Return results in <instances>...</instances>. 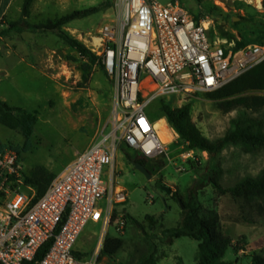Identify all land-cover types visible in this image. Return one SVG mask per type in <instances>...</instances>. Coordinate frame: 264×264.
<instances>
[{
	"label": "rangeland",
	"instance_id": "374dc122",
	"mask_svg": "<svg viewBox=\"0 0 264 264\" xmlns=\"http://www.w3.org/2000/svg\"><path fill=\"white\" fill-rule=\"evenodd\" d=\"M156 1L161 4L177 1L194 16L211 19L212 41L220 38L236 44L264 43V3L262 9L258 0ZM115 3L116 0H51L46 8L39 0L28 18L23 19L22 12H11L0 21V95L5 93V103L11 108L32 114L37 119L29 141L21 131L0 123V147L17 153L25 180L40 169L58 175L75 160L77 151L86 150L102 134H108L114 100L113 81L98 61L91 64L56 35L35 31L34 27L55 22L75 11L100 7L97 14L73 21L63 28L85 46L84 40L89 34L114 18ZM11 23H19L20 31L10 29L8 24ZM222 32L229 34L231 40L223 38ZM165 101L173 108L192 104L193 122L212 141L224 137L238 115L237 112H222L208 94H198L182 104L174 97ZM161 102L162 99L152 102L147 114L153 122L165 120L163 126L170 142L161 156L149 160L147 169L152 174V181L134 168V158L145 159L141 154L123 144L118 151L117 177L128 195L127 203L120 206L126 214V226L123 234H116L112 229L109 232L111 237L123 240L124 247L115 260L108 259V264H147L151 258L157 264H198L197 241L190 238L172 240L165 233L181 226L185 209L181 201L156 191L157 182L179 194L186 203L196 185L201 213L217 212L225 234L234 240V245L243 238L240 246L244 254L236 256L231 248L225 261L250 264L253 254L264 251V217L233 200L230 194L222 196L209 185L202 177L209 166L208 155L188 150L162 118ZM246 114L264 124V109ZM188 160L194 163L195 170L191 169L192 163ZM210 165L223 171L220 182L225 189H230L243 179L260 174L264 169V150L245 154L239 148L230 147ZM110 169L104 170L105 182H109ZM147 217H154L157 224L152 227ZM244 217L251 218L254 224H246ZM99 233L100 226L90 224L75 251L92 254Z\"/></svg>",
	"mask_w": 264,
	"mask_h": 264
},
{
	"label": "built area",
	"instance_id": "2783aa9c",
	"mask_svg": "<svg viewBox=\"0 0 264 264\" xmlns=\"http://www.w3.org/2000/svg\"><path fill=\"white\" fill-rule=\"evenodd\" d=\"M258 1L263 9L264 0ZM113 11L114 18L84 40L114 84L109 133L79 153L41 197L22 175L17 153L0 149V264L31 263L46 245L38 264H108L101 250L109 232L123 234L126 226L120 206L128 195L116 170L120 146L148 160L166 151L149 105L217 92L264 62V45L212 41L211 19L177 1L116 0ZM90 224L100 226L96 248L77 253Z\"/></svg>",
	"mask_w": 264,
	"mask_h": 264
},
{
	"label": "trees",
	"instance_id": "16d2710c",
	"mask_svg": "<svg viewBox=\"0 0 264 264\" xmlns=\"http://www.w3.org/2000/svg\"><path fill=\"white\" fill-rule=\"evenodd\" d=\"M201 1V0H199ZM35 0H25L22 8L23 19L31 15V8ZM100 7L89 8L84 11H75L55 22L47 25L34 27L35 31L41 33H52L76 50L83 58L89 60L91 64H96L97 57L85 46L68 35L63 28L73 21L85 19L100 12ZM12 30H19V23L8 24ZM20 31V30H19ZM227 33L222 32L223 38H231ZM260 45H264L261 43ZM246 46L245 43L237 42V47ZM218 108L224 113L237 112V117L231 122V129L226 135L217 140H209L198 129L192 119V104L187 103L181 108H173L162 100L160 112L162 118L166 119L168 125L176 132L179 139L186 144L189 151L206 153L208 155L207 172L202 175L209 185L213 186L222 196L230 194L233 200L240 202L250 210H256L260 216L264 217V169L255 177H247L239 182L235 187L225 189L220 178L223 175L221 169H214L210 165L227 148L235 147L245 154H256L264 150V124L261 120L247 117V112H260L264 109V62L247 72L237 80L226 85L217 92L208 94ZM160 118V119H162ZM0 123L13 130H19L29 141L34 133L37 119L34 115L28 114L20 109L8 106L0 98ZM156 123V122H155ZM2 149V147H0ZM19 153V152H18ZM132 159L131 156H128ZM137 163L146 168L149 167L148 159L134 158ZM188 163H192L188 160ZM191 169L195 170L194 163ZM57 175L48 172L46 169L36 171L32 178L26 180L28 185L34 187L38 197L45 194L48 187ZM197 186H193L190 192V200L184 202L177 193H172L171 198L181 201L184 206L183 220L180 227L174 230L165 231L168 236L174 239L190 238L198 242V264H239V261H225L227 253L234 248L235 253L244 251L240 246L242 239L234 245V240L227 236L223 230L220 216L215 211L201 213V206L197 199ZM147 221L154 227L157 220L154 217H147ZM246 224H254L249 217H244ZM49 245L43 247L36 259L27 264H38L48 250ZM124 242L120 238L108 237L103 245L101 254L110 261L115 260L117 254L123 249ZM147 264H157L151 258ZM250 264H264V251L251 256Z\"/></svg>",
	"mask_w": 264,
	"mask_h": 264
},
{
	"label": "crops",
	"instance_id": "0c3cea01",
	"mask_svg": "<svg viewBox=\"0 0 264 264\" xmlns=\"http://www.w3.org/2000/svg\"><path fill=\"white\" fill-rule=\"evenodd\" d=\"M24 1L25 0H0V21L4 18H7L8 15L11 13V12H22V8H23V5H24ZM39 0H35L32 8H31V12H34V9H35V6L37 4ZM44 2V7H48V4L50 3L51 0H41ZM9 77L6 76V79H8ZM1 83V81H0ZM3 92V91H2ZM0 98L4 101V102H7V99H6V95L5 93H2L0 95ZM159 122H164L165 123V120H160ZM168 134V133H167ZM168 137H169V134H168ZM83 152V151H82ZM81 153L80 151H77L76 152V156ZM76 158V157H75ZM74 161V160H73ZM71 161V162H73ZM70 162V163H71ZM68 163L64 169L70 164ZM63 169V170H64ZM62 170V171H63ZM60 174V173H59ZM58 174V175H59ZM122 187V186H121ZM244 254V251H241L239 253H236V256H241ZM238 261V260H237Z\"/></svg>",
	"mask_w": 264,
	"mask_h": 264
},
{
	"label": "water",
	"instance_id": "95a60500",
	"mask_svg": "<svg viewBox=\"0 0 264 264\" xmlns=\"http://www.w3.org/2000/svg\"><path fill=\"white\" fill-rule=\"evenodd\" d=\"M133 165H134V168L136 170H138L140 173H142L147 178V180L149 182L152 181V178H153L152 174L149 172V170L145 166H143L142 164L137 163V162H135ZM155 190L164 192L168 196H171L172 193H173V191L170 188H168L167 186L163 185L161 182H157Z\"/></svg>",
	"mask_w": 264,
	"mask_h": 264
},
{
	"label": "bare ground",
	"instance_id": "6f19581e",
	"mask_svg": "<svg viewBox=\"0 0 264 264\" xmlns=\"http://www.w3.org/2000/svg\"><path fill=\"white\" fill-rule=\"evenodd\" d=\"M156 128L159 130V137L161 139V141L164 144H168L170 142L167 131L165 129V127L163 126V122H159L157 123Z\"/></svg>",
	"mask_w": 264,
	"mask_h": 264
}]
</instances>
